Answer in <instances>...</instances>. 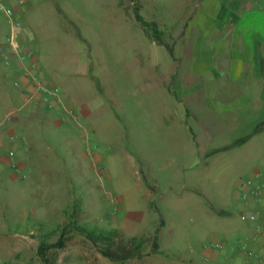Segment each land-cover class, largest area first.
<instances>
[{
  "label": "rangeland",
  "instance_id": "obj_1",
  "mask_svg": "<svg viewBox=\"0 0 264 264\" xmlns=\"http://www.w3.org/2000/svg\"><path fill=\"white\" fill-rule=\"evenodd\" d=\"M0 1L15 15L22 8L29 13L55 56L56 87L76 115L70 119L63 110L59 124L44 129L32 121V131H18L13 140L6 133L11 143L3 145V156L14 151L13 159L24 163L16 189L0 177V264H184L191 255L207 264V249L234 243L235 225L249 224L250 214L263 208L242 201L235 181L261 168L264 131L245 147L214 153L240 135L230 117L211 109L216 86H197L196 110L188 116L191 102L169 98L170 88L181 97L192 63L180 34L199 0ZM137 15L156 23L172 52ZM148 208L166 226L116 228V218ZM78 224L116 235L93 240ZM138 243L140 256L126 262L101 252L110 246L122 253ZM249 252L250 263L239 264L259 263Z\"/></svg>",
  "mask_w": 264,
  "mask_h": 264
},
{
  "label": "crops",
  "instance_id": "obj_2",
  "mask_svg": "<svg viewBox=\"0 0 264 264\" xmlns=\"http://www.w3.org/2000/svg\"><path fill=\"white\" fill-rule=\"evenodd\" d=\"M15 16L28 30L27 34L17 30V50L12 49L9 42L12 27L0 12V177L8 180L11 190L17 188L19 177L15 173L24 162L8 158V152L3 156V145L7 141L11 143L9 138L18 131L30 133L32 121L41 123L42 129L45 123L59 124V115L63 112L60 101L66 103L60 91V100L53 99L45 105L42 95L26 75L32 72L48 84L58 86L59 75L53 65L55 56L47 53L40 30L33 25L25 8ZM249 21L250 24L247 23ZM180 35L182 48L192 54V63L180 82L181 97H175L176 92L170 88L169 98L181 103L191 102L193 109L186 108L183 112L188 116L190 111L194 114L196 110L193 102L199 97L197 86L203 82L213 84L217 96L211 109L220 117H230L231 129L240 134L232 140L238 143L224 147L226 149L217 147L214 153L245 147L253 134L264 131V0H199L197 13L189 17ZM159 46L172 52L167 45ZM4 56L8 59L5 60ZM182 83H192L195 87L188 91ZM176 109L171 108L172 111ZM223 121L228 123L227 119ZM187 128L193 132L192 128ZM6 133L9 134L7 140ZM193 138L196 141L195 134ZM199 151L206 156L213 153L203 149ZM249 180L255 185H263L260 199L247 201L242 198L243 184ZM235 186L242 201L263 208L250 214L257 215L256 221H251L249 216V224L235 225L234 243L221 242V248H215V243L207 249V264H239L242 260L250 263L246 251L254 252L257 263L264 264V162L261 168L253 170L252 176L237 178ZM20 192L22 196L23 190ZM33 195L38 196V193L33 192ZM182 209L177 208L179 212ZM140 213H124L115 219L116 228L130 231L136 225L147 227L150 224L160 230L167 224L165 217L153 216L150 208ZM221 214L228 213L222 211ZM182 261L184 264H198L192 255Z\"/></svg>",
  "mask_w": 264,
  "mask_h": 264
},
{
  "label": "built area",
  "instance_id": "obj_3",
  "mask_svg": "<svg viewBox=\"0 0 264 264\" xmlns=\"http://www.w3.org/2000/svg\"><path fill=\"white\" fill-rule=\"evenodd\" d=\"M0 12H2L8 22V24L12 27V32L9 37V42L12 46V49L17 50L19 48V45L16 43L17 40V30L22 31L24 33H28V30L25 29L19 21L16 19L15 13L13 9L10 7L6 6L3 2L0 1ZM31 56H33V52H29ZM4 59L7 60L8 57L4 56ZM34 83L37 91L42 95L43 103L49 104V102L53 99L60 100L61 94H60V89L48 84L45 82L40 76L32 73V72H27L26 74ZM16 85H19L18 82H16ZM64 110L65 116L69 117L70 119H75L76 115L73 111L72 108H69L65 105L64 102L60 101ZM14 137H11V140H13ZM15 155L14 151H9L7 154L8 158H13ZM14 168L17 166L14 165ZM263 193V185H255L253 181L249 180L243 184V191H242V198L244 200H258L262 197ZM251 221H256L257 220V215H251L250 216ZM215 248H221L222 243L218 242L214 245ZM253 254L251 252L247 253V256H252Z\"/></svg>",
  "mask_w": 264,
  "mask_h": 264
},
{
  "label": "trees",
  "instance_id": "obj_4",
  "mask_svg": "<svg viewBox=\"0 0 264 264\" xmlns=\"http://www.w3.org/2000/svg\"><path fill=\"white\" fill-rule=\"evenodd\" d=\"M137 18L147 28L148 31L150 29V26L154 28L155 32L153 36H155V39L162 44L163 42L161 41L160 36L158 34L159 31L156 30L157 29L156 23L145 22L140 15H137ZM77 228L82 233L86 234L93 240L102 239V240H105L106 242H110L114 239V236L116 235L115 232L113 231L99 230L94 227H91L88 224H78ZM42 248H43V245L40 247V249L42 250ZM140 249H141V243H138V244H134L131 248L124 250V252L122 253L113 251L110 248V246H108V248L106 249H103L101 252L105 257L113 261L126 262L130 259L138 258L140 256L139 254Z\"/></svg>",
  "mask_w": 264,
  "mask_h": 264
}]
</instances>
